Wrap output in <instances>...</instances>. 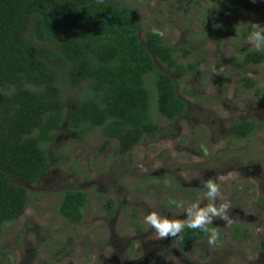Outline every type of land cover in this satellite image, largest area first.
<instances>
[{
	"label": "rangeland",
	"instance_id": "obj_1",
	"mask_svg": "<svg viewBox=\"0 0 264 264\" xmlns=\"http://www.w3.org/2000/svg\"><path fill=\"white\" fill-rule=\"evenodd\" d=\"M127 2L144 42L149 30L157 31L188 53L179 52L185 66L199 64L200 74L178 79L155 57L187 109L175 121L155 113L157 134L146 136L128 155L115 139L104 146L102 127L87 125L79 138L56 132L47 147L60 159L39 183L27 185L32 202L4 227L0 264H264V126L246 139L230 135L237 123L264 121V63L244 69L234 65L235 58L255 50L247 37L252 24L264 28V0L226 16L218 13L220 0ZM53 65L60 71L61 98L80 99L89 82L73 88L68 67ZM246 78L255 86L248 88ZM208 178L220 188L222 199L215 203L231 205L228 224L213 221L217 243L210 246L206 238L184 247L179 238L154 239L144 217L157 211L186 218L170 202L188 206L199 199L204 206L208 201L201 181ZM66 190L89 194L81 223L71 224L58 212ZM111 200L110 217L106 208ZM236 225L242 233L234 238Z\"/></svg>",
	"mask_w": 264,
	"mask_h": 264
},
{
	"label": "trees",
	"instance_id": "obj_2",
	"mask_svg": "<svg viewBox=\"0 0 264 264\" xmlns=\"http://www.w3.org/2000/svg\"><path fill=\"white\" fill-rule=\"evenodd\" d=\"M256 1L220 0L218 13L234 15ZM227 33H234L231 26ZM180 51L188 54L154 30L144 42L127 0H0V236L31 204L27 185L39 183L60 159L47 147L56 132L79 138L87 125L102 127L104 146L115 139L128 155L146 136L157 134L155 113L170 121L184 115L187 102L155 62L156 57L178 79L200 74L198 63L181 62ZM54 63L68 67L73 88L89 82L80 99L61 98ZM262 63L264 53L250 49L242 60L234 59L239 69ZM245 81L248 88L255 86L253 79ZM253 130L248 120L236 124L232 135L244 138ZM89 202L88 193L66 190L58 212L78 224ZM113 204L107 207L110 216ZM206 238L186 229L179 241L188 245Z\"/></svg>",
	"mask_w": 264,
	"mask_h": 264
},
{
	"label": "clouds",
	"instance_id": "obj_3",
	"mask_svg": "<svg viewBox=\"0 0 264 264\" xmlns=\"http://www.w3.org/2000/svg\"><path fill=\"white\" fill-rule=\"evenodd\" d=\"M247 41L256 52L264 53V28H258V24H252ZM201 184L206 189L204 199L208 201L204 206H201L202 202L199 199L188 206L182 201L170 202L176 208L183 209L182 213H186V218L178 219L173 216H164L157 211H150L144 217V223L155 232L154 239H178L188 229L204 233L210 246L217 243L219 234L216 228L212 227L213 221L219 219L228 224L230 222L228 212L231 205L228 201H223L219 205L215 203L218 198H221L220 188L215 180L208 178L201 181Z\"/></svg>",
	"mask_w": 264,
	"mask_h": 264
},
{
	"label": "flooded vegetation",
	"instance_id": "obj_4",
	"mask_svg": "<svg viewBox=\"0 0 264 264\" xmlns=\"http://www.w3.org/2000/svg\"><path fill=\"white\" fill-rule=\"evenodd\" d=\"M244 69V68H243ZM245 121H248V120H245ZM249 121H252V123L254 124V130L252 131V133L250 134V136H248V137H244V138H239V137H237V136H233L232 135V129H233V127L236 125H234L233 127H232V129H231V133H230V135L232 136V137H234V138H236V139H246V138H249V137H251L257 130H258V128L260 127V126H264V121H256V120H249ZM242 122H244V121H242ZM242 122H240V123H242ZM237 124H239V123H237ZM138 146V145H137ZM136 146V147H137ZM135 147V148H136ZM206 189L204 188V192H206L205 191ZM114 205V204H113ZM108 206H109V204H108ZM107 206V207H108ZM113 207V206H112ZM107 209V208H106ZM112 210V209H111ZM108 211V210H107ZM108 213H109V211H108ZM110 216V215H109ZM111 217V216H110ZM213 226L214 227H216V229H217V226H216V224H214L213 223ZM236 229H238L239 230V232H236ZM233 232H232V235L234 236V238L235 237H240V235H241V233H242V230H241V227L239 226V225H236V226H234V228H233ZM247 231V230H246ZM246 233L244 232V234L243 235H245ZM248 235V234H247ZM181 237V236H180ZM180 239V238H179ZM203 240H205V239H203ZM203 240H200V241H203ZM200 241H197V242H195V243H192V244H188V245H182L181 243H180V241H179V243H180V245L181 246H184V247H186V246H192V245H194V244H196V243H198V242H200Z\"/></svg>",
	"mask_w": 264,
	"mask_h": 264
}]
</instances>
